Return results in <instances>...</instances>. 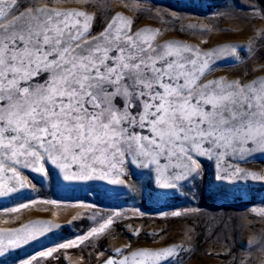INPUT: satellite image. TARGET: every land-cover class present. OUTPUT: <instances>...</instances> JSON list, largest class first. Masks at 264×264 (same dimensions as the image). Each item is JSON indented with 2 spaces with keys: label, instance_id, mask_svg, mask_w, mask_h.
Segmentation results:
<instances>
[{
  "label": "snow or ice",
  "instance_id": "1",
  "mask_svg": "<svg viewBox=\"0 0 264 264\" xmlns=\"http://www.w3.org/2000/svg\"><path fill=\"white\" fill-rule=\"evenodd\" d=\"M97 22L99 31L94 30ZM133 25L132 17L111 12L107 0H0V197L30 186L21 169L47 177L46 165L58 170L63 181L124 184L121 177L131 163L154 172L156 195H169L157 189L185 184L190 192L198 188L207 175L205 160L215 162L220 181L243 174L264 179L238 166L222 167L225 157L264 153V75H255L264 64L236 76H214L216 60L239 59L235 45L205 50L175 39L161 42L165 28ZM260 39L264 30L248 41L252 56ZM205 194L232 195L219 185L199 193ZM121 215L113 212L76 240L21 264L99 237ZM217 226L210 225L209 234ZM58 227L36 221L0 229V256ZM191 231L185 232L186 241L193 240ZM243 247L248 252L239 264H264V232ZM187 250L184 242L160 249L129 244L116 248L103 264H166Z\"/></svg>",
  "mask_w": 264,
  "mask_h": 264
},
{
  "label": "rangeland",
  "instance_id": "2",
  "mask_svg": "<svg viewBox=\"0 0 264 264\" xmlns=\"http://www.w3.org/2000/svg\"><path fill=\"white\" fill-rule=\"evenodd\" d=\"M107 4L111 12H123L132 17L134 28H165L161 42L175 39L205 50L235 45L239 59L216 60L214 76H236L264 64V39L257 41L259 51L255 56L247 48L250 37L264 30V19L261 18L264 2L261 0H124V3L107 0ZM66 6L77 5L69 3ZM129 8L138 10L133 12ZM99 28L97 22L94 30L99 31ZM205 28L210 30H201ZM255 75H264V71ZM203 164L207 175L202 185L191 192L188 190L191 186L187 184L175 190L157 189L169 195H156L153 192L156 189L154 172L131 163L126 164V174L121 177L124 184L100 180L63 181L58 170L50 165H46L47 177L31 168H23L22 174L30 186L0 197V229H16L36 221H50L60 227L19 248L9 249L0 256V264H21L41 251L76 240L113 212L122 215L104 234L78 247L59 249L50 257H38L33 264H103L106 258L116 255V248L125 245L130 244L132 249H160L182 242L190 250L181 252L180 257L166 264H239L240 258L248 252L243 245L252 235L264 232V215L258 214L264 211V179L243 174L220 181L215 178V162L205 160ZM229 164L238 166L244 173L264 176V153L259 151L244 159L225 157L222 167ZM209 185H219L232 195L227 198L199 195L201 191L206 193ZM44 201H56V204ZM20 204H29V207L19 212L6 211ZM173 211L184 214L180 217L162 215ZM97 212L100 215L92 219ZM222 222H229L230 226L225 229ZM217 224L219 226L209 234V226ZM189 229L193 236L190 242L185 238ZM137 230L138 235L134 234ZM253 255L259 257L258 253Z\"/></svg>",
  "mask_w": 264,
  "mask_h": 264
}]
</instances>
